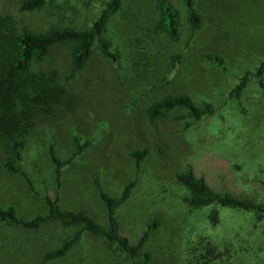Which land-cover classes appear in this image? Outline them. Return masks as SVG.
<instances>
[{
  "label": "rangeland",
  "instance_id": "rangeland-1",
  "mask_svg": "<svg viewBox=\"0 0 264 264\" xmlns=\"http://www.w3.org/2000/svg\"><path fill=\"white\" fill-rule=\"evenodd\" d=\"M108 1L53 0L22 12L20 0H0V12L36 33L51 27L83 30ZM170 1L181 29L175 40L155 28L158 0H126L108 24L119 60L96 50L84 70L67 79L72 45L61 43L32 65L30 75L55 74L62 93L52 110H38L22 128L28 180L2 166L10 145L0 136V206L32 218L48 212L46 195L58 196L62 210L84 209L106 227L100 189L120 197L131 184L115 217L132 243L155 223L146 243L149 264H264V213L221 207L216 222V206L190 207L177 178L192 169L215 192L264 206V91L255 76L264 61V0H196L205 20L196 31L183 0ZM246 74L237 96L235 87ZM175 94L189 95L199 107L212 103L216 111L193 120L178 107L150 121L148 108ZM75 137L90 144L61 168L58 187L50 144L67 160L76 151ZM144 149L138 163L134 153ZM74 233L58 222L39 229L2 223L0 264H133L88 232L65 255L44 258ZM199 234L215 240L221 256L206 259L210 252L204 250L196 259L193 241Z\"/></svg>",
  "mask_w": 264,
  "mask_h": 264
},
{
  "label": "trees",
  "instance_id": "trees-1",
  "mask_svg": "<svg viewBox=\"0 0 264 264\" xmlns=\"http://www.w3.org/2000/svg\"><path fill=\"white\" fill-rule=\"evenodd\" d=\"M53 0H20L19 10L29 12L42 9ZM126 0H109L100 15L86 29L78 30L70 27H51L45 32L36 33L24 27L15 25L16 19L10 14L0 12V136L10 145L9 154L2 166L13 173H19L28 180L26 170L22 165L23 153L27 147V140L22 128L29 122L30 117L38 110L49 112L59 102L60 86L54 83L55 74L44 76L30 75L34 63L48 58L51 50L58 44L70 43V74L67 79L79 75L87 66L89 59L95 51H99L106 58L119 60L118 54L112 50V42L108 36V24L113 15L122 7ZM159 19L155 24L156 30L167 34L175 40L180 35V22L178 12L170 0H158ZM187 14V22L194 31L202 29L205 20L196 8V0H183ZM207 58L222 62L219 56L208 55ZM260 88L264 91V61L255 72ZM247 74L235 87L236 95L244 88ZM18 101L17 103H15ZM183 108L187 116L193 120H200L215 113L212 103L197 106L191 97L186 94H175L164 97L152 104L147 115L150 121L157 120L174 109ZM183 118V117H181ZM76 151L67 160L59 159L54 151V144H50V156L54 163V170L58 187L60 185L61 168L72 158L83 151L90 142L81 143L75 137ZM147 150L136 151L134 156L139 163ZM235 167L240 170L239 165ZM178 181L187 189L189 195L188 205L192 208H205L216 206L214 219L219 222L218 215L221 207H235L264 213V206L247 201L229 193H217L203 177H197L193 170L177 175ZM99 187V184L97 183ZM131 184L127 185L120 197H114L100 189L99 195L107 209L108 226L102 227L86 210H62L58 204V196L52 199L45 196L48 212L25 218L17 215L13 207L0 206V225L10 223L26 229H39L49 222H58L64 228H75V233L68 237L60 246L47 252L46 260H52L65 255L71 247L80 240L84 232L103 239L108 250L123 257L133 264H149L150 253L146 250V243L155 223H150L139 240L132 243L122 236L119 224L115 217L116 208L128 198ZM196 259H200V252L209 251L206 259L221 256L222 250L217 242L205 235H197L193 241ZM192 250V249H191ZM229 264V263H226Z\"/></svg>",
  "mask_w": 264,
  "mask_h": 264
}]
</instances>
